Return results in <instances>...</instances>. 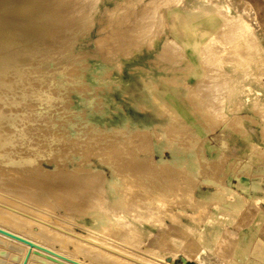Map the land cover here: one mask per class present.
I'll return each instance as SVG.
<instances>
[{
  "label": "rangeland",
  "instance_id": "obj_1",
  "mask_svg": "<svg viewBox=\"0 0 264 264\" xmlns=\"http://www.w3.org/2000/svg\"><path fill=\"white\" fill-rule=\"evenodd\" d=\"M37 1L76 24L50 14L48 58L0 103L23 152L0 162V208L29 220L21 234L83 260L75 244L127 264H264L262 1L207 4L219 22L193 45L180 21L202 0ZM15 245L0 238V264Z\"/></svg>",
  "mask_w": 264,
  "mask_h": 264
},
{
  "label": "bare ground",
  "instance_id": "obj_2",
  "mask_svg": "<svg viewBox=\"0 0 264 264\" xmlns=\"http://www.w3.org/2000/svg\"><path fill=\"white\" fill-rule=\"evenodd\" d=\"M53 1H57V0H53ZM60 1V0H59ZM58 1V3H60ZM66 1V0H65ZM88 1V0H87ZM75 2V1H74ZM81 2V1H80ZM85 2V1H84ZM52 4V0L50 2ZM71 3V2H70ZM68 3V4H70ZM78 3V2H77ZM83 3V2H82ZM90 3V2H89ZM72 4V3H71ZM213 4V3H212ZM53 5V4H52ZM51 5V6H52ZM62 5V4H61ZM46 6V5H45ZM55 6V5H54ZM73 6V5H72ZM74 6H76V4H74ZM79 6V5H77ZM89 5H87L86 7H88ZM214 6H217V5H214ZM58 7V6H57ZM60 9H61V6L59 5ZM63 7V5H62ZM68 7V6H67ZM70 7V6H69ZM81 8V7H80ZM55 9V8H54ZM53 9V10H54ZM64 9V8H63ZM74 9V8H73ZM72 9V10H73ZM83 9H85L83 7ZM197 9V8H196ZM48 9H46L44 7V4L40 3L38 4V1L37 3H35V0H21L19 3H16V0H0V103L1 101H4L5 97L8 96V94H10V92H13L15 90V86H19L20 84L22 83H25L27 82L30 77L35 74L38 70V66L41 64V62L43 61V58L46 56V58H48L49 54L46 55V48H47V45L48 43L51 41V38L55 35H51L50 36V39L49 38H45V37H49L50 33H51V30H53V25L50 24L49 22H51L50 20H52L53 18H51V15L52 13H49L50 11H48ZM57 13L53 12L51 10V12H53V14H57L56 16L57 17H60L61 19L65 20L64 18H62L61 16L62 15H66V14H62L60 11L58 13L57 10H59L58 8L55 9ZM71 11V9H69ZM76 10V9H75ZM80 10V9H79ZM89 11V10H88ZM63 12V11H62ZM77 12V10H76ZM221 12V10L219 11ZM223 12V11H222ZM65 13V12H64ZM69 13V12H68ZM71 13V12H70ZM74 13V12H73ZM71 13V14H73ZM88 13V12H87ZM224 13V12H223ZM221 13V15L223 14ZM52 14V16H53ZM58 14L60 16H58ZM79 14H82L79 13ZM84 14V13H83ZM89 14V13H88ZM220 14V13H219ZM69 15V14H68ZM63 16V17H64ZM82 16V15H81ZM71 17V15H70ZM75 17V16H74ZM79 17V15H78ZM84 17L86 18V16L84 15ZM88 17V15H87ZM91 17L88 18L87 21H89ZM55 20V18H54ZM74 20V19H72ZM72 20H69L66 19V21H71ZM83 20V19H82ZM56 21V20H55ZM62 21V20H61ZM75 21V20H74ZM54 22V21H53ZM59 22V20H58ZM219 22V18L216 17L214 15V12H206L205 10H202V9H197V10H193L191 11L190 13H185L182 15V18H181V21L180 23L183 25V28L185 29V35H183V39L185 41H187L188 43L190 44H195V37H196V33L194 32L195 28L199 26H203V27H212L214 25H216L217 23ZM52 23V22H51ZM57 23V21H56ZM65 23V22H64ZM73 24H76V22L74 23L72 21ZM71 23V24H72ZM83 23V22H82ZM68 24V22L66 23ZM72 24V25H73ZM88 24V23H87ZM58 26V23L56 24ZM225 25V24H224ZM55 26V25H54ZM60 26V25H59ZM62 26V25H61ZM68 26V25H67ZM85 26V25H84ZM83 26V28H84ZM72 27V26H71ZM82 27V26H81ZM88 28V27H87ZM79 29V28H78ZM222 29H224L222 27ZM60 30V29H58ZM62 30H65V29H62ZM81 30V29H80ZM84 30V29H83ZM219 30V29H218ZM232 30V29H231ZM221 31V30H220ZM230 31V30H229ZM65 32V31H64ZM87 32V31H86ZM224 32V31H223ZM59 36V35H58ZM215 36V35H214ZM64 37V36H63ZM62 37V38H63ZM212 37V36H211ZM220 36H218L219 38ZM56 38V37H55ZM59 39H61L59 37ZM220 39V38H219ZM218 39V40H219ZM53 40V39H52ZM55 40V39H54ZM53 40V41H54ZM57 40V38H56ZM211 40V38L209 39ZM223 40V39H221ZM61 41V40H60ZM56 42V41H55ZM53 42V43H55ZM58 42V41H57ZM208 42V41H207ZM211 42V41H210ZM213 43V42H212ZM57 44V43H55ZM65 44V43H64ZM52 45V44H51ZM205 45V44H204ZM209 45V43H208ZM207 45V46H208ZM216 45V44H215ZM50 46V45H49ZM55 46V45H54ZM53 46V47H54ZM58 46V45H57ZM61 46V45H60ZM206 46V47H207ZM202 47V46H201ZM176 48V47H175ZM178 48V47H177ZM177 48H176V51H177ZM200 48V47H199ZM52 50V48H49ZM47 48V50H49ZM57 49V48H56ZM53 51H55V47L53 48ZM52 51V52H53ZM201 51V50H200ZM210 51V49H209ZM212 51V50H211ZM50 52V51H48ZM179 52V51H178ZM199 52V50H198ZM54 53V52H53ZM200 53V52H199ZM203 53V52H202ZM205 53V52H204ZM52 55V53H51ZM50 55V56H51ZM199 55V54H198ZM202 57V56H201ZM42 61H41V60ZM41 66V65H40ZM40 71V70H39ZM38 71V72H39ZM41 72V71H40ZM37 74V73H36ZM45 75V74H43ZM42 75V76H43ZM218 78V77H217ZM32 79H35V78H32ZM45 80V79H44ZM29 82V81H28ZM37 82V81H36ZM42 82V81H41ZM44 82V81H43ZM31 84L32 81H31ZM38 84V83H37ZM36 84V85H37ZM45 84V83H44ZM23 85V84H22ZM25 85V84H24ZM28 85V84H27ZM30 85V83H29ZM35 85V86H36ZM48 85V83H47ZM31 86V85H30ZM33 86V85H32ZM38 86V85H37ZM44 86V85H42ZM22 87V86H20ZM24 87V86H23ZM34 87V86H33ZM43 88V87H41ZM172 88V87H171ZM18 89V88H17ZM46 89V88H45ZM20 90V89H18ZM17 90V91H18ZM24 90V89H23ZM33 90V89H32ZM171 90V89H170ZM168 90V91H170ZM15 91V92H17ZM34 91V90H33ZM166 91V90H165ZM23 92V91H22ZM21 92V93H22ZM14 93V92H13ZM11 93V94H13ZM18 93V92H17ZM46 93V92H45ZM43 93V94H45ZM15 94V93H14ZM31 94V93H30ZM29 94V95H30ZM33 94V92H32ZM31 94V95H32ZM170 94V93H169ZM19 95V94H18ZM37 95V94H35ZM40 95V94H39ZM17 96V95H16ZM26 96V95H25ZM43 96V95H42ZM10 97V96H9ZM19 97V96H17ZM16 97V98H17ZM31 98V96H30ZM46 98V97H45ZM9 99V98H8ZM11 99V98H10ZM9 99V100H10ZM14 99H15V96H14ZM8 100V102H9ZM16 100V99H15ZM13 100V101H15ZM20 100V99H19ZM46 100V99H45ZM44 100V101H45ZM12 101V102H13ZM26 102V99L24 100ZM28 101V100H27ZM16 102V101H15ZM30 102V101H29ZM34 102V100H33ZM31 101V103H33ZM42 101H40L41 103ZM11 103V101H10ZM17 103V102H16ZM27 103V102H26ZM14 104V103H13ZM29 105V103H28ZM27 106V104H26ZM35 106V104H34ZM33 106V107H34ZM2 106L0 105V162H6V160L8 159L9 155L10 154H15L17 156V158L19 156H21V154H23L22 151L20 150H17L18 148L16 146L13 145V138L11 137L12 134L10 133V129H11V126L13 125H16V123L14 124L12 121H9L11 123H9L10 125L7 126V127H4L3 126V120H7V117H4L2 115ZM30 109V108H29ZM34 113V112H33ZM27 116H24V117H21L20 116V120L21 118L24 119L26 118ZM28 119V118H27ZM18 120V124L21 125V126H26L24 124V122L21 120ZM29 120V119H28ZM42 120V119H41ZM27 121V120H25ZM40 122V121H39ZM38 123V122H37ZM17 124V125H18ZM27 124V123H26ZM28 125V124H27ZM25 131V130H24ZM10 161V163H12V160H7V162ZM1 164V163H0ZM3 165H5V163H3ZM2 171V170H1ZM4 171V170H3ZM2 171V172H3ZM1 172V173H2ZM0 173V174H1ZM76 186V185H75ZM85 186V185H84ZM79 187V186H78ZM79 202V201H78ZM99 203V202H98ZM97 203V204H98ZM76 204V203H75ZM100 204H101V201H100ZM103 205V204H102ZM100 206V205H99ZM98 208V207H97ZM99 210V209H98ZM101 210V209H100ZM14 211V210H12ZM102 211V210H101ZM25 213V212H24ZM17 213H13L9 210H6L3 208H0V227H3L9 231H12L16 234H19L21 236H24L40 245H43L45 247H48L49 249H52L53 251L59 253V254H62V255H65L67 257H70L72 259H75V260H78L82 263H85V264H99V260L101 262V260L103 262L108 263V264H124L125 262H121L120 260L118 259H115L109 255H106V254H103V253H100V252H97L95 251L94 249L90 248V246H88V244H86L87 246L85 245H81V244H75L74 245V253L76 255V252L78 253H83V257L88 256L86 258H89V259H86V260H83V259H80V258H77L75 257L74 255H71V254H66V253H63L62 249L61 251H58L56 249L51 248L50 246H48V242H40L39 240L41 239L39 237V240L38 238L36 239V234L37 233L36 231H39V226L37 227L38 229H36L34 232L32 231V233L35 234V239L34 238H31L33 237L31 235V237L27 236V234H21V230H25V227L28 226V221L25 220L26 218H15L17 217L16 216ZM20 214V213H18ZM17 214V215H18ZM105 214V213H104ZM47 216V215H46ZM9 217V218H8ZM22 217V216H20ZM27 217V216H25ZM44 218V217H43ZM29 219V218H28ZM31 219V217H30ZM32 222V221H31ZM5 223L8 224V228H6L7 226L4 227ZM31 224V223H30ZM29 224V229L30 225ZM40 224V223H39ZM101 227V226H100ZM43 228V227H42ZM28 229V228H27ZM28 229V230H29ZM24 230L22 232H24ZM33 230V229H32ZM20 231V233L18 232ZM31 231V230H29ZM42 231V230H40ZM25 232H27L25 230ZM29 233V232H27ZM30 233V234H32ZM46 232H43L42 235L45 237V239L47 241H49V243L52 241L54 242L55 240H59L57 242H63V244H67L68 242L67 241H70V238L69 240L68 239H63L62 237L60 238L58 236L57 233H54L52 232V234L50 235V230H49V234L46 233ZM41 234V233H40ZM48 234V235H47ZM55 234L58 236H55ZM39 236V234H37ZM42 236V238H43ZM0 238L4 239L5 241H7L8 243L11 242L12 244H16L17 247L19 246L20 248V252L18 254V259L16 260V264H20L21 261H22V258L24 256V253L27 249V246L22 244V243H19L15 240H12V239H9L5 236H2L0 235ZM60 238V239H59ZM54 240V241H53ZM15 245V246H16ZM50 245V244H49ZM58 248V247H57ZM18 250V248H16ZM64 249V248H63ZM11 251V250H10ZM73 252V251H72ZM70 251V253H72ZM68 253V251H67ZM77 253V254H78ZM16 254V253H15ZM85 254V255H84ZM38 258L39 260L41 259H44L45 261H48V262H57V263H61V264H69V263H66L60 259H57L51 255H48L46 253H43L41 251H38L36 249H32L31 251V254H30V257L27 261L26 264H31L32 263V260ZM94 260H98L97 262L93 261ZM44 261V262H45ZM101 262V263H103ZM152 262V261H151ZM164 263H167L168 262H164ZM127 264V263H125ZM145 264V263H144Z\"/></svg>",
  "mask_w": 264,
  "mask_h": 264
},
{
  "label": "water",
  "instance_id": "obj_3",
  "mask_svg": "<svg viewBox=\"0 0 264 264\" xmlns=\"http://www.w3.org/2000/svg\"><path fill=\"white\" fill-rule=\"evenodd\" d=\"M0 235L5 236V237H7L9 239L15 240V241H17L19 243H22V244L27 246V249H26V251L24 253V256H23L22 261H21L20 264H26L27 263V261H28V259L30 257L32 249H36L38 251H41V252L46 253L48 255H51V256H53V257H55L57 259H60V260H62L64 262H66V263H69V264H85V263H82V262H80L78 260H75V259H72L70 257H67L65 255L59 254V253L53 251L52 249H49L48 247L40 245V244H38V243H36V242H34V241L24 237V236L16 234V233H14L12 231H9V230H7V229H5L3 227H0ZM55 263H57V262H55Z\"/></svg>",
  "mask_w": 264,
  "mask_h": 264
},
{
  "label": "crops",
  "instance_id": "obj_4",
  "mask_svg": "<svg viewBox=\"0 0 264 264\" xmlns=\"http://www.w3.org/2000/svg\"><path fill=\"white\" fill-rule=\"evenodd\" d=\"M256 0H202V10H205L206 12H211L206 6L207 4H214V3H221V4H226L228 6H230L233 11H236L237 13H240V14H245V13H249L251 10L249 8H254L256 6V3H255ZM257 1H262L261 4L263 6L264 4V0H257ZM259 5V4H257ZM192 9L194 8H191L188 10V12L192 11ZM242 28H246V25H241ZM249 28V27H247ZM235 151V150H234ZM241 150H238L236 153L238 156H240V153Z\"/></svg>",
  "mask_w": 264,
  "mask_h": 264
}]
</instances>
